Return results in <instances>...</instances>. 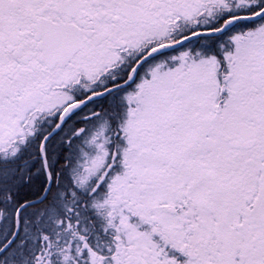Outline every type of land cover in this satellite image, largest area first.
Segmentation results:
<instances>
[{
	"label": "snow or ice",
	"instance_id": "6c2138e0",
	"mask_svg": "<svg viewBox=\"0 0 264 264\" xmlns=\"http://www.w3.org/2000/svg\"><path fill=\"white\" fill-rule=\"evenodd\" d=\"M0 264H264V0H0Z\"/></svg>",
	"mask_w": 264,
	"mask_h": 264
}]
</instances>
